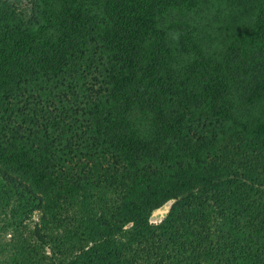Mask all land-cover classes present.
Wrapping results in <instances>:
<instances>
[{
    "label": "trees",
    "instance_id": "obj_1",
    "mask_svg": "<svg viewBox=\"0 0 264 264\" xmlns=\"http://www.w3.org/2000/svg\"><path fill=\"white\" fill-rule=\"evenodd\" d=\"M0 264H264V0H0Z\"/></svg>",
    "mask_w": 264,
    "mask_h": 264
},
{
    "label": "rangeland",
    "instance_id": "obj_2",
    "mask_svg": "<svg viewBox=\"0 0 264 264\" xmlns=\"http://www.w3.org/2000/svg\"><path fill=\"white\" fill-rule=\"evenodd\" d=\"M163 208H167V210H166V213H165L162 217H154V216H153L154 212H156V211H158V210H161V209H163ZM163 208H160V209H158V210H155V211L152 213L151 223H153V224H157V223H159V222H160V221H161V220L167 215V213H168V211H169V204H168L167 206H164ZM34 219H36V217H35ZM53 236H54V234H53ZM46 251H47V253H48V252H49V249H46ZM79 252H81V251H79ZM79 252H77L76 255L79 254Z\"/></svg>",
    "mask_w": 264,
    "mask_h": 264
},
{
    "label": "water",
    "instance_id": "obj_3",
    "mask_svg": "<svg viewBox=\"0 0 264 264\" xmlns=\"http://www.w3.org/2000/svg\"><path fill=\"white\" fill-rule=\"evenodd\" d=\"M167 208H163L161 210H158L154 212L153 216L154 217H162L166 213Z\"/></svg>",
    "mask_w": 264,
    "mask_h": 264
}]
</instances>
